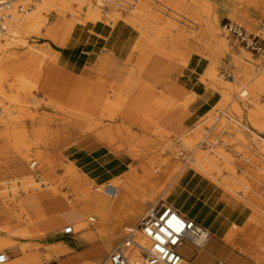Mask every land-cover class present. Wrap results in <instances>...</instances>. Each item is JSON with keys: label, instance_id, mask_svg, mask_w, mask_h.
<instances>
[{"label": "rangeland", "instance_id": "1", "mask_svg": "<svg viewBox=\"0 0 264 264\" xmlns=\"http://www.w3.org/2000/svg\"><path fill=\"white\" fill-rule=\"evenodd\" d=\"M4 1L5 0H3V2ZM119 1L129 8H137V13L140 12V7H145L146 5L145 1L143 0ZM172 1L177 3L178 1L181 2L180 8L174 7L172 5ZM218 1L219 2L217 3L213 2L212 0H147L149 4L154 5L159 9V11L157 10L156 12L162 18L161 23L173 24L176 26V28H178V30L184 31L186 33H196L193 27H195L197 30H201L203 28V25H200V27L195 25L194 22L198 23V20H195L193 15L200 17L201 19L204 17L206 21H208V26H210L211 23L216 24L218 22L217 24L219 25L220 31L219 37L225 38L228 43L227 49H220L217 60L218 78L223 82L224 85H219L218 87L213 86V83L208 80L202 81L200 79L201 77L199 76L193 77V82L196 93L199 94L202 91L213 89L214 93L216 94V99L213 103L218 101L223 103L227 98H229L227 99L228 103L226 104L230 105L237 95V91L234 88L237 83L235 74L239 70H243L245 73H261V68L264 66V56L260 53L250 51L239 44V42L233 36L229 35L223 30L222 24L229 20L241 23L246 28H248L249 31L258 32L261 37L259 42L264 44V0H239L236 1L233 6L231 4L225 6L221 0ZM245 1H253L258 3V11L248 8ZM83 2L86 4H83L82 10H80L78 0H18L17 5H26V9L29 5H31L32 7H30L31 9L29 11L32 13L35 11L38 12L39 10L42 11L41 18L37 21L36 26L33 29H29L27 25H24L22 29L15 25L13 31H11V28H9V30L0 35V44L6 46L4 50H0V62H3V59H5L7 55H11V57H13L12 64L10 63L6 65L7 74H11V76L4 87V93H0V101L1 104L6 105L7 108L14 109L16 112L15 115L18 116L10 125L8 139V144H10V147L1 152L5 159L4 162L1 163H3L5 166H9L11 163L16 161V158L19 159L21 157L23 160H25V165L27 167L25 176L28 175L19 179L14 178L21 177L23 175L20 174L15 177L12 175H6L2 177V181H0V200L14 197V191H18L17 199L19 204L22 203L24 198H30L40 194H47L49 193V190L45 181L56 185L55 188L58 190L56 192L57 196L66 199V194L70 193L73 195V183H70V181L73 179L77 180L82 178V182L79 185L80 189L86 186L88 181L85 180L81 174H79L78 170L74 166L70 165L73 163V161L70 160L72 159V152L68 149V146L71 144H84L86 146H90L96 143L101 147L107 146L113 150L125 161L130 170L136 169L142 163H147L150 161L154 163V168L157 170L156 174H153L151 178L143 181L144 183H136L137 188L134 191V195L139 197L143 193H147L150 198L147 199L142 211L139 212L138 216H132L130 221L126 222L127 225H136L144 213L149 208L155 206L161 199L165 200L171 205V203L164 197L163 192H158V190L161 184L166 186L172 180L177 165H181L176 170L177 174L180 172L182 167L188 166L195 168L197 171L203 173L212 180H214L212 176H210L208 172L205 173V170H202L199 166H203L202 168L205 169H207L206 167L209 165H211L212 168L215 166L213 169H216L215 171L218 172L216 176L220 181L226 180L231 184L239 183L241 186L239 193H243L244 195L250 193L251 198H249V200L255 206L254 210H256L253 212L254 215H258L257 217L260 219L262 217L264 218V152L259 147V145L253 141L254 136H250L249 134L244 135L248 142L250 141L252 143V146L254 144L253 142H255V147H246V145L244 146L243 142L238 139L239 136L237 135H239L238 133H240V131L235 129L230 123L219 124V121H217L214 123L211 129H209L207 126L199 127L200 124L204 125L203 122L207 121L213 116L220 118V120L223 117L226 118L227 115L223 113L224 111L238 119H241V117H239L237 114L232 113L228 108L220 106L219 104H216L208 114L206 110L199 111L201 112L199 117L201 120L191 127V129L187 131L188 133L186 132L182 135H174L173 133L165 130L167 132L166 134H159L156 138L157 142L152 143L153 145L156 144L153 149L149 147V142L145 140V138H149L148 135H151V132L142 130L145 127L141 125L140 120L132 119L130 122L123 120L121 113L118 114V118L114 121L103 120L100 118L102 109L99 115L95 117L85 113L83 115L78 113L76 116L77 131H82L83 136L77 138L75 136L71 137L69 135L68 129H70L71 124L74 123V119L72 117H68L66 110L57 106L56 103L62 105L64 104L53 98V95H51V92L49 91L50 89L45 87V80L50 73L48 72L50 64H52L54 61L57 62L59 50L63 48V46L60 44V41L56 40V38H60L64 34L65 26L63 24V20H66L67 22L75 21V24L77 23L76 25H82L86 21L88 22V20H86L87 12H85L89 6L88 2L103 6L102 0H86ZM137 2L139 4H137ZM65 3L69 4L66 6ZM205 3H209V6L207 11L204 13L200 10V8L201 5H206ZM64 7L66 11H64ZM184 8L185 10H183ZM120 9V12L123 16H127V13H129L130 16H135V14L137 15V13H133L124 7H120ZM15 10H17V7ZM76 10L80 11H78L77 15L75 14L74 17H71L72 11L74 12ZM29 11L27 10L18 14L21 20L25 18L24 16H28ZM101 11L102 19L98 21V23L100 25L110 27L111 25L106 21L104 15L110 16L111 12L115 11L114 8H111L110 6H103ZM168 14L169 16H167ZM45 21H50L55 24L49 35H47V30L44 27ZM115 25H117V27L110 41V47L117 56V59H124L126 54H129L127 60L129 73L127 77L112 78L108 73L97 69L98 73L102 75L105 80H107V96H110L113 93L111 89L115 79L117 81L123 82L124 84L132 74V79H134L137 74L142 75L146 66L158 59V55L147 58L144 61V65L140 67V69L137 68L138 51L136 46L142 38L141 33L134 27L121 21ZM203 40L205 42V52L208 50V48H214L216 46V41L214 40ZM159 58L169 62L164 57ZM34 62L37 69L39 66V73H31L27 70L28 66ZM205 70L206 66L204 65V67L198 72L200 76L203 75ZM180 72L181 68H177V70H175V72L171 75L172 80L168 79L167 83H171L170 85L176 83ZM184 77L185 75L182 76V78ZM24 80L26 88L27 85L29 86V84L30 87H28V89H18V84ZM228 80H231V82H228ZM128 85H130V83L126 85L123 91L117 94H124L125 91H127V87H129ZM230 85L231 87L229 88ZM194 88L191 87V92L195 99L192 109L196 114L199 109L200 98L193 92ZM134 92L135 91L132 93ZM117 94H115V96ZM111 98L115 99L114 96H111ZM131 99L128 98V101L126 102L127 107L128 104L131 106ZM240 103L242 105L247 104L248 109L263 110L264 88L261 94L256 91L248 92L246 97H244ZM69 108L70 110H76L71 107ZM33 113L37 114L39 117L43 116L54 119V121L47 124H36L33 127L30 120H26L24 118L26 114ZM98 122L102 123L99 125ZM122 123H124L125 127H131L130 129L132 133L139 132L138 136L136 137H138L140 141L143 139V145L137 146V148L144 153V155L136 156L140 158V161L132 157V149H123L124 147L118 148L116 144L108 143L107 140L102 143L98 140L100 137L107 139L108 135L106 136L105 133L108 130H112L114 125H120ZM90 126L92 127L90 130L92 131L89 130L90 132L86 133L85 130L87 131ZM135 127L139 128L140 131H136ZM0 128L2 129L3 126H0ZM36 129L40 131V134L38 135L39 137L37 136V139L34 140L31 138V136L27 138L30 144L35 143L34 151L31 152V157L29 159H25L22 157V155L26 151L22 148L15 147V145L19 144L21 139L24 137L22 134L23 130L34 131ZM207 130H210V132ZM94 137L96 139H94ZM199 137L201 139L203 138V140L200 142L198 139ZM125 140L126 139H124V141ZM195 141L199 142V145L196 147H194L192 144ZM0 142L3 141L0 140ZM123 143L127 148L132 146V144H128L127 142ZM216 149L217 151H215ZM218 149H225V153L231 154L232 161L229 164L234 168V170L224 167L226 164L225 162L228 164V160L222 156L224 153L223 150L221 152ZM218 152H221L222 155ZM214 154H216V156ZM212 155L217 158L213 160V162L216 160L218 161H216L215 164L212 162V160H208V158L211 159L213 157ZM37 156L40 157V161L36 167L30 170L29 165H31L34 161H37ZM238 163L240 164L239 166ZM243 165H245L244 168L242 167ZM141 173L142 172L139 171L140 175ZM31 176L35 178L34 180L37 183H40L39 186L32 188H25L22 186L21 180ZM242 177H244L245 181L240 182L239 180ZM157 179L160 181L156 182ZM111 184L114 186L116 185L114 182H111ZM245 184H248L249 188L245 187ZM104 187L105 185L101 187V191L92 192L101 193L105 196L106 194L104 193ZM153 190L155 192H153ZM80 193L81 191L76 193L73 198L78 196ZM239 193L237 195H239ZM107 196L112 197L110 195ZM114 197L115 196H113V198ZM73 198H71V200ZM128 199L129 198L126 196L116 199L118 202L117 205H120L121 207L123 205V209L130 208L132 203ZM71 200H67L70 206ZM130 209H134V207H131ZM14 212L20 213L23 216V219H26L25 214L28 215L25 207L20 205L14 206ZM82 219H85V217H82ZM85 221L89 220L85 219ZM10 223H12L10 222V218L7 217L4 219L0 217V237L4 238L10 243L13 242L16 245L14 247H7V249H1L0 251H6L12 260H22L26 255L39 252L38 254L41 257V260L38 264H105L106 261H108V256L112 249L124 238V227L126 226H124L125 223H121V235L117 240L113 241L111 244H108L107 242L103 241V239L99 240L98 238H96V241L93 242L82 241V232L76 230H74V233L72 234H66L63 230V227L74 224L71 222L64 223L62 225L63 227L59 228L58 230L51 231V233L48 234H41L37 230L35 232H30L25 236H22L19 233H21V231L24 229L31 228L29 220H25L19 225H16L12 231L5 230V228H7ZM243 237L246 238V240H243L242 246L245 251L240 250L239 248V243L242 242ZM65 241H69L72 247L60 257H55L52 259L53 256H51L48 251H44L46 246H57L59 243ZM236 242V246H233L232 244H228V246L243 253L244 255L252 256L255 260H258V257L264 256V226L258 223H252L251 226H249L245 236L237 234ZM22 245L27 246L28 249L20 251L18 247ZM248 248L252 249V252L249 253V251H246Z\"/></svg>", "mask_w": 264, "mask_h": 264}, {"label": "crops", "instance_id": "2", "mask_svg": "<svg viewBox=\"0 0 264 264\" xmlns=\"http://www.w3.org/2000/svg\"><path fill=\"white\" fill-rule=\"evenodd\" d=\"M116 27L117 25H114L106 29L99 23L77 26L65 46L59 50L57 62L50 64L48 71L50 73L46 78L47 81L45 80V87L50 89L55 100L87 115L93 117L99 115L108 94V85L107 80L98 73V70L108 73L112 78L127 77L129 73L127 63L129 54H126L124 59H117L110 47ZM177 68H181L177 82L170 85L171 83H167L168 79L172 80L171 75ZM183 75H185L184 78H182ZM139 76L147 84L132 97L130 103L139 113L153 119L161 126L156 123L154 130L142 129L151 132L152 136L148 135L149 138L145 140L149 142V147L152 149L156 146L152 143L157 142L156 138L159 134H166V131L174 135L186 133L201 120L199 111L206 110L208 114L219 102L213 103L216 99L213 89L202 91L198 94L199 109L195 114L192 109L195 99L191 87L195 86L193 77H200V74L176 62H166L158 57L148 64L143 74ZM114 83L123 84L116 79ZM130 128L122 123L114 125L113 131L119 142L132 144L123 149H132V157L140 161V158L136 156L144 155V153L137 146L143 145V139L140 141L136 137L139 132L132 133ZM136 131L140 129L136 128ZM68 132L71 137L83 136L82 131L68 129ZM123 138L126 140L124 141ZM9 147L0 142V181L6 175L14 177L23 175L14 179L28 176H25L27 167L25 160L21 157L16 158V161L9 166L1 163L5 160L1 152ZM68 149L72 152L70 160L73 163L70 165L74 166L85 180L94 185L111 184L113 180L122 177L124 185L122 197L129 198L131 207H138L142 211L150 196L143 193L136 197L134 191L137 188V182L144 183L143 181L156 174L157 170L153 162L142 163L138 168L130 170L125 161L107 146L101 147L96 143L90 146L71 144ZM180 166L177 165L172 180L166 186L160 185L158 192H163L164 197L176 210L202 224L212 235L202 249L184 244L180 248L183 261L188 264H264V256L255 260L252 256L244 255L228 246V244L236 246L237 234L245 236L252 223L264 226V218L260 219L253 213L256 210L249 200L250 193L247 195L231 193L219 182L210 179L193 167H182L177 174L176 170ZM242 167L244 168L245 165ZM29 168L33 169L31 165ZM139 171L142 172L141 175ZM159 181L157 179L156 182ZM81 182L82 178L70 181L73 183L74 194L83 189V187L79 188ZM22 203L41 234L58 230L64 223H76L81 221L82 217L94 216L91 222L93 238L86 240L93 242L96 238L100 240L101 234L114 233L119 220L117 209L120 205L116 204V197L111 198L96 192L73 198L71 206L66 199L59 196L51 197L48 193L24 198ZM229 235H231V241H228ZM243 240L246 238L243 237L239 248L245 251L242 248ZM71 247V243L65 241L57 246H46L44 250L58 251L52 258L54 259L64 255ZM246 251L250 253L252 249L248 248ZM105 264L111 263L106 261Z\"/></svg>", "mask_w": 264, "mask_h": 264}, {"label": "bare ground", "instance_id": "3", "mask_svg": "<svg viewBox=\"0 0 264 264\" xmlns=\"http://www.w3.org/2000/svg\"><path fill=\"white\" fill-rule=\"evenodd\" d=\"M83 1H86V0H78V5H79L80 10H82L83 4H86ZM138 1H141V0H138ZM143 1H145L146 5H145V7H140L141 9H140L139 13H137V11H136L137 8H135V7L129 8V7L125 6L124 4L120 3L119 0H108L107 2L102 1L103 6H110L111 8H114V10H115L114 12H111L110 16L104 15L106 18V21L111 25L110 27L114 26L119 21H121V22L126 23L127 25L134 27L135 29H137L141 33L142 38L139 42L137 41L138 44L136 46L137 51H138L137 68L140 69V67H142L144 65L145 59L158 55V57H164L168 61L176 62V63H179L183 66L190 67L197 72H199L205 65L206 70L203 73V75L200 76L201 77L200 79L202 81H206V80L210 81L211 83L214 84L213 86L218 87L219 85H224L223 82L218 78L217 60H218V54H219L220 49H224V50L227 49L228 43H227L225 38L219 37L220 31H219V25L217 24L218 22L216 24L213 23L214 25L211 23V25L208 26L207 25L208 21H206V19L204 17H203V19H201L200 17H196L195 15H193V17H195V20H198L197 21L198 23L194 22L195 25H197V27H200V25L201 26L203 25V28L201 30H197L195 27H193L194 30L196 31V33H186L184 31L178 30V28H176V26L173 24L161 23L162 18L156 12L157 10L159 11V9L156 6L149 4L147 2V0H143ZM166 1H168V0H166ZM212 1L217 2V3L219 2L218 0H212ZM221 1L225 6L230 5V4L233 6V4L239 0H231V1L221 0ZM245 2L247 3L246 6L248 8L253 9L255 11H258L257 10L258 9V7H257L258 3L253 2V1H245ZM5 3H7L6 0L4 2H3V0H0V6L4 5ZM88 3H89L88 9H87V11H85V12H87L86 20H88V22L86 21L85 23L82 24V26L86 23L97 24L98 21H100L102 19L101 18V15H102L101 9L103 8V6L92 4L90 2H88ZM127 3H129V2H127ZM68 4L65 3L66 6ZM137 4H139V3L137 2ZM137 4H136V6H137ZM205 4L206 5H201V8H200V10L204 13L207 11L208 6H209L208 5L209 3H205ZM172 5L176 8H180L181 2L178 1V3H177V2L172 1ZM210 5L213 6L212 4H210ZM120 7H124L133 13H137V15L135 14V16H130L129 13H127L126 14L127 16H123L120 12V10H121ZM185 8L183 10H185ZM63 9H65V7ZM80 10H78V11H80ZM19 11L20 10H15V8L11 11L10 14L12 15V17L7 22V30H9V28H11V31H13L15 25L21 29L24 27V25H27L29 27V29H33L36 26L37 21L41 18V14H42V11H40V10L38 12L35 11L34 13L29 11L28 16H24L25 18L23 20H21V18L18 15V14H20ZM64 11H66V9ZM78 11L77 10L74 12L72 11L71 17H74L75 14L77 15ZM171 11H173V10H171ZM167 16H169V14ZM192 19H194V18H192ZM63 24L65 26L64 34L62 37L56 38V40L60 41V44L64 47L65 44L67 43L68 39L73 35L75 30L77 29L78 25H76L77 23L75 24V21H68L67 22L66 20H63ZM54 26H55L54 23H52L50 21H48V22L45 21L44 27L47 30V35H49L51 33V29ZM110 27L105 26L106 29H109ZM203 39H210V40L216 41V44H215L216 46L214 48H208V50L205 52L204 51L205 42ZM5 48H6V46H3L2 44H0V50H4ZM12 60H13V57H11V55H7L5 57V59H3V62H0V93H4V87L7 84L9 77L11 76V74H7L6 65H8L10 63L12 64ZM135 62H136V60H135ZM27 70L31 73H39V66L37 69L35 66V62H34L28 66ZM261 71H262L261 73H245L243 70H239L235 74V79H236L237 83H236V86H234V88L237 91V95L234 98L233 102H231L230 105H227L226 104V103H228L227 99H229V98L226 99V97H227L226 96L225 97L226 100L223 103L222 102L217 103L220 106L228 108L232 113H235L239 117H241V119H238L235 116H232V115H230L224 111L223 113H225L227 115L226 118L223 117L220 120V118L213 116V117L209 118L207 121L203 122L204 125L200 124L199 127L200 126H203V127L207 126L209 129H211L212 126L214 125V123H216L217 121H219V124L230 123L235 129H238L240 131V133H238L239 135H237V136H239L238 139L243 142L244 146L246 145V147L247 146L248 147H253V146L255 147V142H256L257 145H259V147L264 152V114H263L264 108H262L263 110L248 109L247 104L242 105L240 103L243 100V98L246 97V94L248 92H255L256 91L259 94L262 93L263 88H264V66L261 68ZM132 75H131V77L128 78V80L124 84L113 83L112 89H111L113 93H112V95L107 96L105 104H104L102 111L100 113V118L103 120L114 121L115 119L118 118V116H119L118 114L121 113L123 120H127L129 122L132 121V119L133 120L134 119L140 120L141 125L143 127L147 128V129L154 130V128L156 127V122L153 121V119L139 113L134 106H132V105L130 106L128 104L129 102L127 103L128 107L126 105L128 98L131 99L133 96H135V94H137V92L144 85L147 84L140 78V76L138 74H137V76H135L134 79H132L133 78ZM24 82H25V80L23 82L21 81V83L18 84V86H17L18 89L19 88L28 89V87H30V84H29V86L27 85V88H26V86H25L26 84ZM228 82H231V80H228ZM128 83H130V85H128L129 87H127V91H125V93L122 95L117 94V93L123 91ZM230 87H231V85L229 86V88ZM133 91H135V92L132 93ZM194 93L198 95V93H196V91H194ZM115 94H117V95L115 96ZM111 96H114L115 99H112ZM0 104H1V101H0ZM56 104L61 109L66 110L68 117H72L74 119V123L71 124L70 129L73 131H77V125H76L77 124L76 123L77 117L76 116L78 115V113H80L81 115H83L84 113L79 112L78 110H70L69 107L62 105V104H58V103H56ZM15 113L16 112L14 109L7 108L6 105L1 104V107H0V126H3V128L2 129L0 128V140L9 146H10V144H8L9 128H10L11 123L14 121V119H16L18 117L15 115ZM24 118L26 120H30L33 127L36 124L41 125V124L51 123L54 121V119H51V118H46L43 116L39 117L35 113L26 114L24 116ZM100 123H102V122H100ZM100 123H99V125H100ZM90 129H92L91 126L88 128L87 131L85 130V132L89 133L90 131H92ZM94 129H95V127H94ZM207 131L210 132V130H207ZM22 134L24 137L21 139L19 144L15 145V147L22 148L23 150H25L26 152L22 155V157L25 159H29L31 157V152L34 151L35 143L30 144L28 142L27 138L31 136V138L33 140L37 139V136L40 134V131L37 129L34 131L23 130ZM105 134H106V136L108 135L107 139H103V137L98 138V140L101 143L104 142L105 140H107L108 143L116 144V146L118 148L125 147V145L122 142H119L117 140L115 133L113 131V128H112V130H108ZM246 134H249L250 136H254L253 141H255V142H253L254 143L253 146H252V143L250 141L248 142V140L245 138L244 135H246ZM198 139H199V142L201 140H203V138L201 139L200 137ZM187 142H188V140H187ZM187 142H185V143H187ZM199 142L195 141L192 144L194 145V147H196L199 145ZM240 148H241V146H240ZM218 150H220L221 152L223 150V152H224L225 149H222V150L218 149ZM246 150H248V149H246ZM215 151H217V149ZM221 152H218V153L221 154ZM39 153H41V152H39ZM258 153H260V152H258ZM214 155L216 156V154H214ZM222 156H224L226 158V160H228V164H227V162H225L226 164L224 163L225 164L224 167L231 169V170H234V168L229 164L232 161L231 154H227L224 152ZM36 159H37L36 165H38V162L40 161V157L37 156ZM214 159H217V158H215L214 156L211 159L208 158V160H210V161L212 160V162ZM216 161H214L213 163L215 164ZM244 162H245V160H244ZM36 165L33 166V163H32L31 168L36 167ZM239 165L240 164L238 163V166ZM205 166H206V164H205ZM199 167H201L202 170L204 169L205 173L208 172L209 175L212 176V178L214 180H216L217 182L222 184L231 193H234V194L239 193V191L241 189V186L239 185V183L231 184L230 182H228L226 180L220 181L218 179V177L216 176L218 174V172L215 171L216 169L215 170L213 169L215 166H213V168H212V166L209 165L208 166L209 168L206 167L207 169L202 168L203 166H199ZM217 167H218V165H217ZM34 179L35 178L31 176V177H28L24 180H21L22 186H24L25 188H29V187L32 188V187L39 186L40 183H37ZM239 181L240 182L245 181L244 177H242ZM45 182L47 183V188L49 190L48 195L51 197L57 196L56 192L58 190L55 188V186L50 182H47V181H45ZM112 182H114L116 185L114 186L112 184H105L104 193L106 195H109V194H107L106 186L112 185L116 189V194L113 196H115L116 199H118V198L122 197V193L124 192L123 179H122V177H119V178L113 180ZM102 186L103 185H94L93 183L88 181V184L83 187V189L81 190V193L78 196L88 194L92 191H101ZM245 187L249 188L248 184L247 185L245 184ZM17 194H18V191H14V197L7 198L4 200H0V217L4 218V219L7 217L10 218V222H12V223H10V225H8L7 228H5V230H8V231L14 230V227L16 225H19L20 223H22L25 220H29L30 224H31V228L24 229L21 231V233H19L20 235L25 236V235L29 234L30 232L37 231V228L35 227V223L30 218L29 214L28 215L25 214L26 219H23V216L20 213L14 212V206L15 205L24 206L23 203H21V204L18 203ZM74 195H75L74 193H73V195L68 193L65 195V198H66V200L70 201L71 198L74 197ZM78 196H76V197H78ZM113 196L111 198H113ZM19 201H20V199H19ZM117 203L118 202L116 200V204ZM117 212L119 214V220H118L117 227H116L114 233H112L110 235L101 234V236H100V239H103V241L107 242L108 244H111L113 241L117 240L119 238V236L121 235V230H120L121 223H123V224L125 223L124 226L127 225L126 222H129L132 216H138V214H139V212H141V210L138 207H134V209H130V208L123 209V205H122V207L120 206L117 209ZM85 219H88L89 221H85ZM85 219H82L81 221L73 224V230L82 232V236H81L82 241H86V240L93 238V233L91 232V222L94 219V216L85 217ZM231 240H232L231 235H229L228 241H231ZM138 241L143 246H147V244H148V241L146 240V238H144L141 235L138 236ZM15 245H16L15 243H13V242L10 243L7 240H5L4 238L0 237V250L5 249V248L7 249V247H14ZM18 249L20 251H23V250L28 249V248H27V246L22 245V246H19ZM44 251H48L50 253V255L53 257L58 252V251L57 252L53 251L52 249H47ZM38 253L26 255L25 258L22 260L21 259L20 260H12L9 257V260L4 264H38L41 260L40 259L41 257L39 256ZM141 259H142L141 251L135 250V252L132 255V260H131L132 263L137 264L138 262L141 261ZM182 264H188V263L186 261H182Z\"/></svg>", "mask_w": 264, "mask_h": 264}, {"label": "built area", "instance_id": "4", "mask_svg": "<svg viewBox=\"0 0 264 264\" xmlns=\"http://www.w3.org/2000/svg\"><path fill=\"white\" fill-rule=\"evenodd\" d=\"M6 1L7 3L0 6V35L6 32L7 22L12 17L10 13L14 8L17 7V10H20L19 13H22L29 11L32 7L29 5L26 9V5H17L18 0ZM222 28L243 47L264 56V44L259 42L261 37L258 32H251L243 24L231 20L224 22ZM36 164L37 162L34 161L33 166ZM106 190L110 196L116 194V189L112 185H107ZM64 232L74 233L73 225L65 227ZM124 233V238L108 256L111 264H133L131 260L135 250H140L142 253V259L137 264H182L183 256L180 248L184 244L202 249L212 237L202 224L182 215L163 199L149 208L136 225H126ZM139 235L146 238L147 246L139 243ZM8 260V253L0 251V264Z\"/></svg>", "mask_w": 264, "mask_h": 264}]
</instances>
